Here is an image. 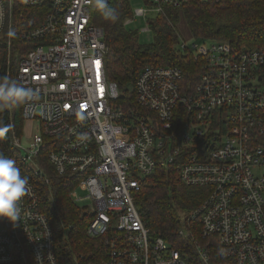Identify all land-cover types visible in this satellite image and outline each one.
Returning <instances> with one entry per match:
<instances>
[{
  "label": "built area",
  "instance_id": "1",
  "mask_svg": "<svg viewBox=\"0 0 264 264\" xmlns=\"http://www.w3.org/2000/svg\"><path fill=\"white\" fill-rule=\"evenodd\" d=\"M185 1L144 0L147 6L132 8L123 23L141 15L149 30L150 18ZM36 4L46 8L42 20L21 37L41 41L25 49L17 70L31 95L22 100L21 133L0 109V154L10 158L7 149L15 147L18 163L48 181L39 163L46 149L57 174L79 177L69 197L86 202L92 216L87 233L104 235L107 246L104 257L86 264H189L150 234L134 202L141 177L169 164L185 185L207 192L186 214L189 228L179 232L195 240L197 219L201 237L212 235L232 264H264V47L236 51L222 40L182 42L200 57L194 92L180 93L181 68L145 64L135 92L148 113L125 112L114 103L118 91L106 75L104 30L94 23L90 0H0V38L13 9L22 14ZM28 181L16 224L0 220V263L59 264L52 228ZM194 242L203 264L217 263L208 253L210 241Z\"/></svg>",
  "mask_w": 264,
  "mask_h": 264
},
{
  "label": "trees",
  "instance_id": "2",
  "mask_svg": "<svg viewBox=\"0 0 264 264\" xmlns=\"http://www.w3.org/2000/svg\"><path fill=\"white\" fill-rule=\"evenodd\" d=\"M111 8L118 17L115 21L105 19L95 10L94 23L104 30L106 75L116 84L118 91L114 103L125 112L132 109L148 113L138 104L135 92L136 77L145 64L181 68L180 93L187 96L194 92L202 71L200 57L194 55L190 46H181L175 25L179 17L185 21L192 40H222L236 51L264 47V0H187L178 7H164L162 12L150 18L149 30L153 33V41L149 43H139L136 30L128 29L123 23L132 13L130 0H113ZM44 9V4L28 6L22 14L13 9L0 38L3 68L0 83L15 82L20 86L18 62L26 48L41 41L22 39L21 34L42 20ZM21 105L22 101H13L7 106H0L3 116L10 115L12 118L17 133H21L23 123ZM184 111L183 102L178 101L176 112L179 119H185ZM7 153L35 187L38 207L46 215L53 231L54 251L59 264H86L104 257L107 251L104 235L92 236L87 233L92 216L69 197L79 177L57 174L44 157L46 149L39 157V163L48 181L38 178L30 169L18 163L20 153L15 147L8 148ZM206 195L205 188L185 185L175 165L169 164L158 166L152 173L141 177L139 190L133 196L150 234L162 237L171 247L179 250L189 264H203L194 241L205 246L210 241L208 253L211 260L216 264H232L230 259L220 255L212 235L201 237L197 219L191 230L195 240L179 232L181 228H189L186 214L199 205ZM15 261L6 264H31L30 259L27 262Z\"/></svg>",
  "mask_w": 264,
  "mask_h": 264
},
{
  "label": "clouds",
  "instance_id": "3",
  "mask_svg": "<svg viewBox=\"0 0 264 264\" xmlns=\"http://www.w3.org/2000/svg\"><path fill=\"white\" fill-rule=\"evenodd\" d=\"M94 9L105 19L115 21L118 17L114 9L108 6L107 0H90ZM31 93L15 82L0 83V106H7L13 101L20 102ZM28 178L22 176L16 162L0 154V220L15 225L19 218V202L25 196Z\"/></svg>",
  "mask_w": 264,
  "mask_h": 264
},
{
  "label": "rangeland",
  "instance_id": "4",
  "mask_svg": "<svg viewBox=\"0 0 264 264\" xmlns=\"http://www.w3.org/2000/svg\"><path fill=\"white\" fill-rule=\"evenodd\" d=\"M132 8L136 7H145L147 6L144 0H130ZM152 13H150L151 15ZM176 28L179 32V42L191 41L193 36L188 29L185 21L179 17L175 22ZM128 29L136 30L137 32V41L139 43H149L153 41V33L150 30H143L145 28V19L141 15H137L135 19L128 24H126ZM24 125V124H23ZM24 127L29 131V123L27 122ZM24 143V142H23ZM79 194H84L81 189H78ZM85 201L78 202V204H85Z\"/></svg>",
  "mask_w": 264,
  "mask_h": 264
},
{
  "label": "bare ground",
  "instance_id": "5",
  "mask_svg": "<svg viewBox=\"0 0 264 264\" xmlns=\"http://www.w3.org/2000/svg\"><path fill=\"white\" fill-rule=\"evenodd\" d=\"M55 252V251H54ZM29 260V259H28ZM14 262H17V261H14ZM14 262H12V263H14ZM20 262V261H19Z\"/></svg>",
  "mask_w": 264,
  "mask_h": 264
},
{
  "label": "snow or ice",
  "instance_id": "6",
  "mask_svg": "<svg viewBox=\"0 0 264 264\" xmlns=\"http://www.w3.org/2000/svg\"><path fill=\"white\" fill-rule=\"evenodd\" d=\"M97 63H99V62H97Z\"/></svg>",
  "mask_w": 264,
  "mask_h": 264
}]
</instances>
